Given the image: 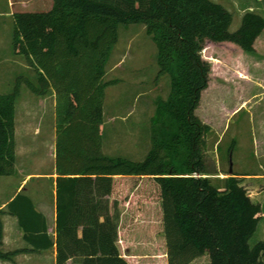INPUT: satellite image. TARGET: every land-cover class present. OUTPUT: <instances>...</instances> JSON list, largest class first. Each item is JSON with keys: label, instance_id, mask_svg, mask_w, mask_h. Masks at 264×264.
<instances>
[{"label": "trees", "instance_id": "trees-1", "mask_svg": "<svg viewBox=\"0 0 264 264\" xmlns=\"http://www.w3.org/2000/svg\"><path fill=\"white\" fill-rule=\"evenodd\" d=\"M52 2L45 13L12 15V44L37 71V86L26 82L27 88L36 96L47 89L55 95V240L31 199L17 194L0 211V243L1 216L7 214L34 251L55 245V264H127L112 236L108 198L114 180L136 178L158 183L180 246L206 255L208 264H264V241L249 245L261 207L236 174L213 183L218 174L205 156L211 129L195 115L210 80L204 45L231 44L264 56V18L247 12L229 32L232 14L211 0ZM130 24L144 27L156 47L159 74L169 79L167 98L155 104L150 149L141 162L102 151L105 89L116 84L104 81L105 67L119 26ZM18 97L19 83L13 93L0 95V177L15 174ZM18 252L0 250V261L10 262Z\"/></svg>", "mask_w": 264, "mask_h": 264}, {"label": "rangeland", "instance_id": "rangeland-1", "mask_svg": "<svg viewBox=\"0 0 264 264\" xmlns=\"http://www.w3.org/2000/svg\"><path fill=\"white\" fill-rule=\"evenodd\" d=\"M211 1L232 14L229 32L238 29L242 15L247 12L264 15V0ZM52 5V0L49 6L39 5L38 0H0V95L13 93L19 83L15 137L22 148L29 145L36 155L33 162L28 161L21 151L18 167L31 173H45L52 168L55 95L47 89L46 95L40 97L27 88L26 82L37 86L38 74L27 58L13 51L12 15L45 13ZM117 32V41L105 67L104 81H116V84L105 89L102 151L112 158L141 162L150 149V120L155 104L167 98L169 79L159 74L156 47L142 25L119 26ZM209 43V47L204 45L201 55L210 63V80L208 88L201 93L195 115L211 129L206 136L205 156L208 168L218 174L212 177L213 183L226 178L230 168L240 176L251 173V182L239 177L240 184L248 196L249 191L253 197L259 194L264 205V178L253 176H264V124L260 125L264 115L259 114L260 108H255L251 115L245 109L230 116L227 110L249 102L246 97L251 88L248 83L251 54L231 44ZM225 59L234 61V67H228ZM223 77L228 78L227 88H219L226 81ZM256 141L263 146L257 147ZM20 178L0 177V202L9 197ZM161 197L157 182L136 178L114 180L109 216L112 236L123 259L127 264H208L206 255L180 246L171 209ZM260 241H264L261 222L249 245ZM262 260L264 263V256ZM46 261L51 264L50 259Z\"/></svg>", "mask_w": 264, "mask_h": 264}, {"label": "crops", "instance_id": "crops-1", "mask_svg": "<svg viewBox=\"0 0 264 264\" xmlns=\"http://www.w3.org/2000/svg\"><path fill=\"white\" fill-rule=\"evenodd\" d=\"M32 1V0H31ZM36 0H33V2ZM38 4L49 6L50 0H38ZM264 18V15H262ZM228 67H234L235 62H226ZM251 77L249 76V82L251 88L249 90L247 105H243L238 109L234 106L228 112L230 116H233L239 110H247L248 114H253L255 108H260L259 114L264 115V56L251 55ZM249 65V66H250ZM249 66L246 68L249 69ZM226 81H223L219 88H227L226 82H229L227 77ZM231 90V89H230ZM261 122L260 125L263 126ZM16 120H15V135H16ZM224 132V131H223ZM222 132V133H223ZM15 174L16 176H21L20 181L14 190L9 194V197L6 200L0 202V211H6V205L17 195L23 194L29 197L39 213H41L46 220V229L48 237L54 242L55 240V219H56V179L57 175L55 172V142H54V154L52 156V168L50 171L45 173H31L26 172L24 169L18 167L19 160H21V151H23L26 159L32 160L33 156L35 157L36 151H32L31 147L28 145L22 148L18 140L15 137ZM257 147L260 146L259 142L256 141ZM263 146V145H262ZM260 146V148L262 147ZM23 149V150H22ZM25 150V151H24ZM40 155V154H39ZM33 162V160H32ZM22 166V165H21ZM233 174V171H232ZM230 175L229 172L225 176ZM237 177L245 178L251 182V173L241 174L237 173ZM255 178H264V176L253 175ZM134 179V178H131ZM31 183V185H30ZM110 198V197H109ZM108 198V199H109ZM249 198L254 203H258L261 207V213L259 215L261 222L264 226V205L261 204L259 200L260 195L256 194L255 197L251 196V191H249ZM110 206V201H109ZM2 225H3V235L0 243V250L3 252H14L19 251L13 258L12 261H0V264H47V259L51 260V264H55L56 256V247L55 245L43 251H34L30 245L25 243L22 239L23 233L18 227L17 220L15 217L3 214L1 216ZM49 263V262H48Z\"/></svg>", "mask_w": 264, "mask_h": 264}, {"label": "water", "instance_id": "water-1", "mask_svg": "<svg viewBox=\"0 0 264 264\" xmlns=\"http://www.w3.org/2000/svg\"><path fill=\"white\" fill-rule=\"evenodd\" d=\"M229 174H230V175L232 174V170H231V168L229 169Z\"/></svg>", "mask_w": 264, "mask_h": 264}]
</instances>
